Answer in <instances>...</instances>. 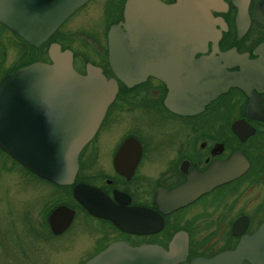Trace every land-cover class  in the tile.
<instances>
[{
	"label": "flooded vegetation",
	"instance_id": "af4514ba",
	"mask_svg": "<svg viewBox=\"0 0 264 264\" xmlns=\"http://www.w3.org/2000/svg\"><path fill=\"white\" fill-rule=\"evenodd\" d=\"M125 1L86 0L37 47L0 24L23 47L22 54L43 50L44 55L14 60L0 79L35 61L49 63L47 47L54 43L71 52L79 74L90 64L116 83L96 131L77 154L72 182L39 177L65 197L50 201L44 229L50 232L47 216L56 206L72 211L68 226L55 235L78 229L87 247L84 243L86 251L74 264L117 242L167 251L175 235L185 236L186 253L174 264H264V234L250 243L264 222V90L251 81L244 88L228 82L229 74L240 76L237 56L255 60L264 46V0L211 6L212 36L191 53L171 52L167 45L163 79L144 72L134 78L122 66L117 76L109 65L106 33L111 25L123 31ZM92 5L98 8H88ZM98 17L104 28L97 37L83 31L97 57L80 60L72 44L85 41L75 28ZM75 185L99 193H85L96 214L74 198Z\"/></svg>",
	"mask_w": 264,
	"mask_h": 264
},
{
	"label": "water",
	"instance_id": "95a60500",
	"mask_svg": "<svg viewBox=\"0 0 264 264\" xmlns=\"http://www.w3.org/2000/svg\"><path fill=\"white\" fill-rule=\"evenodd\" d=\"M85 1L0 0V24L37 47ZM220 3L221 0H175L168 4L160 0H126L123 31L111 25L106 33L112 71L116 73L122 66L132 70L134 78L140 76L139 72L166 78V46L171 52L202 50L213 32L209 8ZM244 13L239 12L245 17ZM258 55L255 60L237 56L241 59L240 76L235 79L229 74L228 82L244 88L251 81L264 90V46ZM47 56L49 63L35 61L0 79V150L30 173L66 185L73 180L77 154L96 131L116 83L90 64L85 66L84 74H79L72 67L71 52L60 50L57 44L48 45ZM88 192L99 195L83 185H75L72 191L81 205L96 214L85 197ZM71 218L68 207L56 206L47 216L50 232L59 234ZM263 234L264 222L250 243L259 242ZM185 253V236L175 235L167 251L155 245L130 247L117 242L83 264H174Z\"/></svg>",
	"mask_w": 264,
	"mask_h": 264
},
{
	"label": "rangeland",
	"instance_id": "374dc122",
	"mask_svg": "<svg viewBox=\"0 0 264 264\" xmlns=\"http://www.w3.org/2000/svg\"><path fill=\"white\" fill-rule=\"evenodd\" d=\"M88 8L95 10L98 6ZM99 18L87 20L86 27L75 28L77 37L85 41L80 44L76 39L72 44L79 52L77 58L80 60L97 57L87 34L95 31L97 37L103 31L104 24ZM22 49L7 31L0 29V75L11 69L14 60L44 57L43 50H35L26 56ZM57 195L65 198L61 190L30 176L0 153V264H74L77 256L81 258L87 243L82 241L76 227L56 236L42 224L48 205L52 204L50 201Z\"/></svg>",
	"mask_w": 264,
	"mask_h": 264
},
{
	"label": "trees",
	"instance_id": "16d2710c",
	"mask_svg": "<svg viewBox=\"0 0 264 264\" xmlns=\"http://www.w3.org/2000/svg\"><path fill=\"white\" fill-rule=\"evenodd\" d=\"M1 154H3L6 158H8L12 163L18 165L15 161H13L12 159H10L7 155H5L4 153H2V151H0ZM20 166V165H19ZM21 167V166H20ZM22 168V167H21ZM27 174H29L30 176L34 177V178H37L39 180H41L39 177H37L36 175L30 173L28 170L22 168Z\"/></svg>",
	"mask_w": 264,
	"mask_h": 264
}]
</instances>
